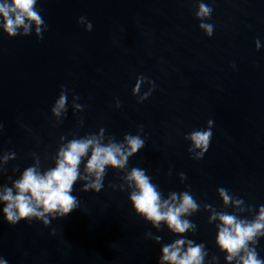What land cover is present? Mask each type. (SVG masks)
<instances>
[{"label": "water", "instance_id": "1", "mask_svg": "<svg viewBox=\"0 0 264 264\" xmlns=\"http://www.w3.org/2000/svg\"><path fill=\"white\" fill-rule=\"evenodd\" d=\"M204 2L214 9L212 38L198 27L199 0H39L42 40L35 25L14 38L0 30V158L15 153L0 159V187L26 167H55L72 139L103 130L104 144L144 140L123 168L106 167L99 193L78 179L79 207L66 218L13 226L0 216V255L9 264H158L162 246L180 237L133 209V168L144 169L164 199L193 195L199 209L186 218L196 228L184 236L206 246L205 264H227L210 216L252 219L264 204V0ZM136 74L158 85L140 104L131 94ZM61 85L68 104L56 116L50 108ZM210 119L213 137L200 159L185 137ZM220 187L243 204L225 205ZM254 247L264 258V238Z\"/></svg>", "mask_w": 264, "mask_h": 264}, {"label": "clouds", "instance_id": "2", "mask_svg": "<svg viewBox=\"0 0 264 264\" xmlns=\"http://www.w3.org/2000/svg\"><path fill=\"white\" fill-rule=\"evenodd\" d=\"M39 0H0V30L9 38L28 35L32 25L38 39L43 36L41 25L45 19L37 9ZM195 16L200 20L199 29L206 37L212 38L214 23L211 22L214 11L210 4L199 0L196 5ZM78 18V23L83 19ZM93 24L88 21L86 31H92ZM23 30V31H21ZM255 49L259 51L261 41L254 40ZM235 68V63L232 64ZM148 83L150 87L142 91ZM156 82L143 74H136L135 83L131 85V94L137 97V103L146 101L156 90ZM68 95L65 86L61 85L58 97L54 100L50 112L60 116L66 111ZM121 101L117 98V107ZM214 120H208L207 126L186 134V139L192 141L193 149H199L197 157L202 159L208 152L212 137ZM4 125L0 123V133ZM103 130L100 136H88L72 139L62 145L57 153L55 167L41 171L38 166L26 167L11 186L0 187V216L9 225H16L21 221L32 223L42 220L45 225L51 219L66 218L78 209L79 201L72 194L74 184L79 180L87 181L83 190L99 193L103 188V179L107 166L123 168L130 156L137 153L143 146L144 140L138 135H126L125 143H102ZM63 139V138H62ZM89 152L91 153L89 155ZM15 158V153H5L0 158L3 162ZM84 162V174L80 166ZM182 177L186 174L182 173ZM133 191L130 201L136 213L150 222L154 227H159L163 222L169 231L179 236L173 242L165 244L160 249L158 264H205L208 255L206 246L184 236L188 231H195L196 225L186 217L191 216L199 209L193 195L188 192H173L164 199L156 185L144 169L133 168L127 175ZM218 193L225 205L234 203L243 204L242 197H234L224 187L218 188ZM241 212L244 209H239ZM218 220L216 246L223 252L227 264H264V258L258 255L254 245L259 244L264 238V204L258 206L257 214L252 219H243L238 215L225 212H213L209 222ZM159 242L160 237H155ZM0 264H9V261L0 255Z\"/></svg>", "mask_w": 264, "mask_h": 264}]
</instances>
